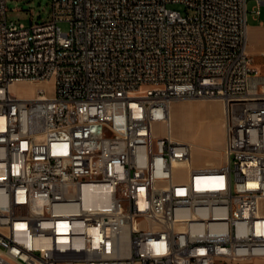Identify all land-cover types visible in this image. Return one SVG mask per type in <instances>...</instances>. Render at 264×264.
I'll use <instances>...</instances> for the list:
<instances>
[{
	"label": "built area",
	"instance_id": "obj_1",
	"mask_svg": "<svg viewBox=\"0 0 264 264\" xmlns=\"http://www.w3.org/2000/svg\"><path fill=\"white\" fill-rule=\"evenodd\" d=\"M6 14L0 0V264L264 258V54L256 67L245 51L246 0ZM51 80L29 99L10 90ZM175 98L222 102L219 166H195L173 137Z\"/></svg>",
	"mask_w": 264,
	"mask_h": 264
},
{
	"label": "rangeland",
	"instance_id": "obj_2",
	"mask_svg": "<svg viewBox=\"0 0 264 264\" xmlns=\"http://www.w3.org/2000/svg\"><path fill=\"white\" fill-rule=\"evenodd\" d=\"M52 0H6L7 19L30 25L47 21L51 13ZM254 0H246L247 13L250 14ZM173 8L182 10L180 5H173ZM59 26L62 31L68 30L66 22H60ZM54 84V81L31 84L28 82H18L11 85L10 90L17 97L29 99L33 97L37 87L49 88ZM208 99H191V98H175L173 102H188L201 101ZM216 100V99H214ZM220 104V101L217 100ZM198 103V102H197ZM220 112V111H219ZM171 116V133L174 136L187 137L192 147V163L194 165H202L210 161L213 165H219L223 160V116L220 114L218 122L214 121L211 109L209 107L196 106L189 112L184 109L170 107ZM159 133L164 132L163 127H159ZM215 135L221 139V150L212 149L209 146ZM222 159V160H221ZM261 208L264 211V200L261 201Z\"/></svg>",
	"mask_w": 264,
	"mask_h": 264
},
{
	"label": "crops",
	"instance_id": "obj_3",
	"mask_svg": "<svg viewBox=\"0 0 264 264\" xmlns=\"http://www.w3.org/2000/svg\"><path fill=\"white\" fill-rule=\"evenodd\" d=\"M245 51L247 55L251 58L253 65H255L256 67H261L262 57L264 54V7L263 6L260 7V13L257 16L254 15L252 11L250 14L247 13V35H246ZM171 103L172 101L170 102V107L173 108L177 107L179 109H184L189 112L196 106V104H199V106L209 107L211 109L215 124L220 119V114L222 113L223 110L222 103L220 102L219 104L218 101L214 99L201 100V101H188V102L179 101V102H173L172 105ZM173 137L178 140H182L190 143L187 137H180L174 135ZM208 142H209V146L212 149L218 151L221 150V139L219 138V136L217 137V135H215L213 141L210 142L209 140ZM205 164L213 165V163H211L210 161L205 162L202 165ZM219 165H213V166H219ZM215 264H264V258H252L237 262L219 260Z\"/></svg>",
	"mask_w": 264,
	"mask_h": 264
},
{
	"label": "bare ground",
	"instance_id": "obj_4",
	"mask_svg": "<svg viewBox=\"0 0 264 264\" xmlns=\"http://www.w3.org/2000/svg\"><path fill=\"white\" fill-rule=\"evenodd\" d=\"M22 82H25V81H22ZM29 83V82H28ZM31 84H33V83H31ZM11 87V86H10ZM221 102V101H220ZM222 103V102H221Z\"/></svg>",
	"mask_w": 264,
	"mask_h": 264
}]
</instances>
